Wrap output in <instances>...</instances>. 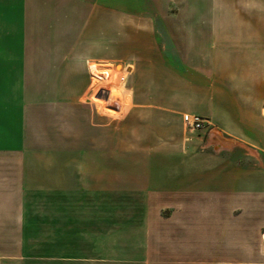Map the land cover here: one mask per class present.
<instances>
[{
	"label": "crops",
	"instance_id": "1",
	"mask_svg": "<svg viewBox=\"0 0 264 264\" xmlns=\"http://www.w3.org/2000/svg\"><path fill=\"white\" fill-rule=\"evenodd\" d=\"M0 264H264V0H0Z\"/></svg>",
	"mask_w": 264,
	"mask_h": 264
},
{
	"label": "rangeland",
	"instance_id": "2",
	"mask_svg": "<svg viewBox=\"0 0 264 264\" xmlns=\"http://www.w3.org/2000/svg\"><path fill=\"white\" fill-rule=\"evenodd\" d=\"M110 66H111V69L114 70L115 72H118L119 73V67L116 68V63H110ZM121 74H118L117 77L115 78V81L118 82V85L120 84V76ZM115 85V86H114ZM117 84H110V83H104L101 87V85L98 83V82H94V87L96 89V92L92 94V100L95 102L94 100V95H96L97 97V106H98V109L100 111H102L103 113L104 112V109H103V101L106 102L107 100H109V104L108 106L111 108H113V104L112 102L116 101L118 104L119 103V100H120V96L118 94V92H116L115 90H118L119 89V86ZM93 87V83H92V88L94 89ZM99 95H102L103 97H99ZM111 95H114L115 97H112ZM96 103V102H95ZM116 109H118V107H116ZM119 110V109H118ZM106 114V113H105ZM108 115V114H107ZM121 114L117 115V116H114V117H119ZM187 128V127H186ZM188 129V128H187ZM189 130V129H188ZM190 131V130H189ZM44 160H47V162H50L52 160V157L51 155H47V156H44Z\"/></svg>",
	"mask_w": 264,
	"mask_h": 264
},
{
	"label": "bare ground",
	"instance_id": "3",
	"mask_svg": "<svg viewBox=\"0 0 264 264\" xmlns=\"http://www.w3.org/2000/svg\"><path fill=\"white\" fill-rule=\"evenodd\" d=\"M90 74L97 80L103 82V83H110V84H116L115 78L117 77V75L119 74L118 72H115L114 70L111 69V66H105V67H100L97 65H91L88 67ZM120 70V68H119ZM115 86V85H114ZM116 92H118L119 96H120V100L118 104V109L115 108H111V106L109 107V100H107L106 102L103 101V109L104 112L110 116H117L119 114H122L123 112V103H124V98H123V94L121 92V89L119 87L118 90H115ZM112 97H115L114 95H111Z\"/></svg>",
	"mask_w": 264,
	"mask_h": 264
},
{
	"label": "built area",
	"instance_id": "4",
	"mask_svg": "<svg viewBox=\"0 0 264 264\" xmlns=\"http://www.w3.org/2000/svg\"><path fill=\"white\" fill-rule=\"evenodd\" d=\"M182 120H183L184 125L190 131H199L208 126V122L206 121V119L198 115L185 114L182 116Z\"/></svg>",
	"mask_w": 264,
	"mask_h": 264
}]
</instances>
